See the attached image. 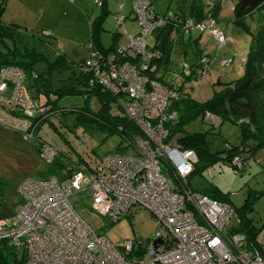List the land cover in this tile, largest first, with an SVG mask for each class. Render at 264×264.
Listing matches in <instances>:
<instances>
[{"label":"built area","instance_id":"2783aa9c","mask_svg":"<svg viewBox=\"0 0 264 264\" xmlns=\"http://www.w3.org/2000/svg\"><path fill=\"white\" fill-rule=\"evenodd\" d=\"M132 9L140 34L127 36L126 45L107 57L93 51L88 69L90 83L125 97V113L145 138L136 139L129 153L106 155L93 169L74 162L80 166H72L66 179L25 178L17 189L19 211L3 221L0 240L25 251L26 264H264L262 232L252 242L244 233L227 230L231 219L238 220L234 206L184 185L178 187L162 170L167 158L184 183L197 163L193 151L165 142V122L175 121L177 115L169 111V105L179 94L142 75L153 58L147 37L174 18L158 16L149 0H134ZM214 25L210 16L207 21L185 22L183 31L210 33L221 46L234 41L214 30ZM42 35L51 36L46 31ZM128 53L140 57L139 66L128 60ZM32 77L37 75L33 72ZM27 80L26 72L17 66L0 67V129L26 142L37 141L39 159L52 165L60 150L40 132L53 114L49 105L32 94ZM246 164L239 156L233 159L239 169ZM76 194L90 197L91 209L112 223L146 210L159 230L147 241L134 238L112 243L96 235L76 212L71 202ZM156 240L159 243L153 245Z\"/></svg>","mask_w":264,"mask_h":264},{"label":"rangeland","instance_id":"374dc122","mask_svg":"<svg viewBox=\"0 0 264 264\" xmlns=\"http://www.w3.org/2000/svg\"><path fill=\"white\" fill-rule=\"evenodd\" d=\"M98 1L100 0H0V13L2 12L0 20L1 23L6 25L15 23L21 26V38L15 40L16 46L22 49V52L26 47L28 49L34 47L43 55L46 54L51 61L59 54H64L69 62L79 64L83 60L89 59L92 53L90 22L100 13L101 7ZM172 1H178L181 4V0H156L155 3L153 1V6L156 9L165 11L166 6ZM218 2L219 0H214L212 3ZM221 2L222 18L234 17L232 2L229 0H222ZM120 4L126 5L124 12L119 11ZM110 8L112 13L105 23L106 30H102L100 33L101 45L105 49L111 46L112 36L117 32L120 33L118 23L113 21L112 17L114 15L127 17V14L132 12V0H111ZM263 15L264 6L250 15L249 20H247L249 29H253L257 33L258 23H261V30L264 31ZM127 22L139 26L136 21H133V17L128 19ZM212 28L214 30L219 29V25L212 26ZM220 28L224 30L223 26ZM233 29L235 30L233 40L237 42L234 45L231 44L233 41L221 46L210 33H203L204 35L207 34L206 36L212 40L205 51V54L208 55L205 59L208 62L199 66L198 71H203L200 75L194 77L196 79L190 80V82L193 81L190 84L191 86L194 82L197 85L187 89V93L199 102H206L211 99L215 85L219 88L217 85L219 82L228 83L244 76L243 59L248 55L254 32L238 26L233 27ZM44 31L50 33L51 36H43ZM201 34L198 31L194 32L192 38H197ZM120 36L123 38L122 34ZM125 45L124 42L121 46ZM220 47H223V49L221 50ZM191 55L192 53L183 58L180 53H173L163 75V80L167 84H171L176 89L183 85L185 77L192 73ZM222 55L229 58L221 61L220 57ZM230 60L233 61L232 64H226V61ZM185 65L187 68H185ZM36 70L41 74L46 68L43 63H40L36 65ZM68 76L67 73L54 72L51 80L52 87L55 89L60 88L62 81L66 80ZM73 99L74 101L71 99V103L68 98L61 101L64 107L70 106V108L63 111L65 114L59 110L56 111L41 130V137L55 145L59 150L80 154L84 157L89 154L92 157L102 158L110 153H120L118 151L120 139L117 135L107 136V133L99 130L96 124L79 122V113L74 111L83 107L84 98L74 97ZM91 108L94 109H92L94 112L99 109L95 102L92 103ZM50 113L49 111L48 114L50 115ZM214 124L216 125L215 132L208 135L212 152L225 151L228 145H240L241 130L238 125L230 121H226L221 125ZM210 127V123L202 125L196 122L189 129L199 130L204 128V130H208ZM36 143L37 141L26 142L18 135L0 131V226L8 215L13 216L19 211L21 199L17 189L26 177L31 176L39 179L42 174L53 166L59 167L58 172L60 174L55 176L61 177L63 180L69 176L68 169L71 170L74 165L80 166V164L74 163L65 156H62L60 161L55 160L52 165L43 163L37 152L33 151L35 145H37ZM259 153L261 154L260 160L252 158L249 160L250 162L248 161L249 166L247 167V163L242 169L236 167L237 170H234L228 164L218 162L205 170L203 176L192 179L191 185L200 188L202 192L205 189H218L223 195L229 196L235 206L244 205L246 198L253 200L245 214V220L249 222L252 229L261 231L264 234V151ZM187 183L185 181L183 185L187 186ZM255 196L257 197L254 200ZM71 202L76 212L90 229L96 235L106 237L112 243L134 238L147 241L154 238L159 230L157 221L146 210L140 211L133 217L123 218L117 223H112L91 209L93 200L87 195L76 194L71 198ZM240 225V220L233 218L230 220L227 230L235 232L240 228ZM262 240L264 241V236ZM22 251L15 250L14 252L20 254ZM2 256L5 257L7 263H13V256L7 253H3Z\"/></svg>","mask_w":264,"mask_h":264},{"label":"trees","instance_id":"16d2710c","mask_svg":"<svg viewBox=\"0 0 264 264\" xmlns=\"http://www.w3.org/2000/svg\"><path fill=\"white\" fill-rule=\"evenodd\" d=\"M233 1L235 3L233 14L237 21L236 23L245 30H249V27L245 25L244 19L254 11L262 8L264 6V0ZM100 2L101 8L106 7L104 0ZM195 2L198 4L199 0H195ZM197 4L192 5L186 13L171 14L174 19H169L165 26L154 31V33L149 36L150 38L147 37V39H149H146V44L148 50L153 54V58L147 63L148 68L145 70L146 72L142 71V75L155 79L165 87L179 92L178 99L172 101L169 105V111L175 112L177 115L175 121L165 122L164 127L168 131L165 142H173L181 151H193L195 153L197 163L193 171L185 178L184 182L187 181L188 183L187 186H184L190 190L202 192L200 188L198 189L191 185V180L203 176L204 171L208 168L214 166L218 162H223L234 170H237L236 166L233 165V159L235 157L239 156L248 161V159L251 158L250 156L264 151V32H260V34L253 39L252 48L248 53L244 65V76L232 82H220L217 84L219 88L215 85L213 97L211 99L206 102H199L189 93H184L183 88L185 85L187 88H192L197 85L196 82H194L192 86L190 85L193 82H190V80L196 79L194 77L201 73L199 72V74H197L195 69L198 70V67L203 64L202 62L200 64L203 56H200L201 54H199L200 52L197 50L196 52H192V54L195 53V57L192 56V73L188 77H185V81L179 89H176L171 84H167L163 80L164 72L172 59L175 42L177 38L184 33L183 24L187 21L202 22L208 16V14L206 15L201 12L203 2L200 1L201 5L194 7ZM218 7L219 5L215 3V14ZM162 15L164 14H158L160 17H167L170 14ZM21 32V26L16 24L6 25L1 23L0 20V67L17 66L23 69L28 76L27 86L32 94H34V92L37 94L40 92L50 97L49 99H42V101L50 106L53 115L58 110L65 114V112H63L65 109L57 106L58 101L63 97H80L84 98L83 107L75 109L74 111L79 113V122L94 123L99 130L106 132L107 136L117 135L120 139L118 144V151H121L120 153L126 151V153H129V151H132L131 149H134V142L136 139L145 138V134L135 121L131 120L125 113L123 107L125 97L123 95L110 93L94 81L90 83L92 73L88 69V63L91 61L92 57L79 64H74L69 62L64 54H59L51 61L46 54L43 55L34 47H30L31 49L26 47L22 52V49L16 46L17 38H21ZM194 32L197 31L191 33ZM99 33V27L94 24L92 28L94 51L99 52V54H102L104 57L115 54L121 46L118 48L111 46L103 50L98 44ZM128 60L135 66H139L141 63L140 57L132 53H128ZM40 63H43L46 68L41 74L36 70V65ZM33 72L37 75L36 79L33 77L31 78ZM54 72L69 74L68 78L62 81L64 84L57 89L53 88L51 85ZM70 82L71 84H69ZM37 94L34 95L37 96ZM51 95H55L57 98ZM94 99L99 105V109L96 112L91 108ZM207 113H210L213 117L209 118L206 115ZM49 120L50 119H48V121L45 120V123L47 124ZM226 121L235 123L240 127V145H228L225 151L212 152L208 142V135L213 134L212 132H215L214 129L216 130V125L214 123L221 125ZM196 122L202 125L210 123L211 127L208 130H204V128L190 130L189 128L191 125ZM0 131L4 130L0 129ZM5 132L11 133L8 131ZM62 152L64 153V151ZM66 155L65 157H67ZM87 158L90 162L84 163H86L90 169H93V167L99 163L96 157H92L89 154ZM70 159L75 161L74 158ZM56 160H62L61 154ZM164 161L162 163V170L165 174L169 176L170 180L176 186L180 187L183 185V179H180L176 175L175 170L168 163L167 158ZM76 162L84 164L82 161L76 160ZM58 166H60V164H58ZM58 168L52 166L51 169L41 175V178L60 174ZM202 193L213 199L234 206L241 224L240 228L235 230V232L246 234L249 241H256L261 231L252 229L249 222L245 220V214L247 210H249L253 200L246 198L244 205L235 206L229 196L223 195L218 189H205ZM256 197L257 196L254 197V200ZM15 250L16 249L9 244V241L0 240V264H9L5 257L2 256L3 253L13 256V263L11 264H26V252L22 251L20 254H15ZM10 251L12 253H8Z\"/></svg>","mask_w":264,"mask_h":264},{"label":"crops","instance_id":"0c3cea01","mask_svg":"<svg viewBox=\"0 0 264 264\" xmlns=\"http://www.w3.org/2000/svg\"><path fill=\"white\" fill-rule=\"evenodd\" d=\"M100 1H103V0H100ZM105 1V3H106V7H104V8H100L101 10H100V13H99V15L98 16H96L93 20H92V22H90L91 24H90V26H91V28H90V37H91V50H92V53H93V51H94V46H93V41H92V28L94 27V24H95V26H97V27H99V29H100V33H101V31L102 30H106L105 29V23H106V21H107V19L109 18V16H110V14L112 13V11H111V8H110V1L111 0H104ZM133 1L134 0H132V4H133ZM150 1V3H151V7H152V9L156 12V14H164V15H166V14H174V13H186L189 9H190V7L192 6V5H194V4H197L196 2H195V0H181V4L177 1V2H175V1H172V2H169V5L168 6H166V10L164 11V10H161V9H156L154 6H153V1H154V3H155V1L156 0H149ZM200 1L201 2H203V6H201V12L203 13V14H208V16H207V18L205 19V20H203V21H207L208 20V18L211 16V18L214 20V22H215V25H214V27L215 26H217V25H219V29H217V30H220V31H222L226 36H230V37H232L233 39H234V37H233V34L235 33V30L233 29V27H237L238 26V24L236 23L237 21L235 20V18L234 17H224V18H222L223 17V10H222V5H221V1L222 0H219V2L217 3L218 5H219V7H218V10H217V12H216V14H215V4H212L209 0H206V1H204V0H199V3L197 4V5H195L194 7H196V6H200L201 4H200ZM229 1H231L232 2V6H233V8L235 7V3L233 2V0H229ZM206 2V3H205ZM125 7H126V5L125 4H120V6L118 7V9H119V11L120 12H124V10H125ZM263 8V7H262ZM259 9H261V8H259ZM258 9V10H259ZM132 12L130 13V14H127V17H123V15H114L112 18H113V21H116L117 23H118V28H119V30H120V33H118L117 32V34H114L113 36H112V44H111V46L113 47H120L124 42L126 43V38H127V36H137V35H139L140 34V32H141V27H139V26H136L135 24H128V19H132V17H133V21L135 22H137V24H138V21H137V19H136V17H135V15H134V13H133V9L131 10ZM257 11V10H256ZM256 11H254V12H256ZM166 12H168V13H166ZM253 12V13H254ZM166 13V14H165ZM252 13V14H253ZM251 14V15H252ZM164 15H162V16H164ZM250 16V15H249ZM249 16L248 17H246L245 19H244V22H245V25L247 26V27H249V23H248V21L247 20H249ZM264 16V15H263ZM15 24V23H14ZM17 25V24H16ZM139 25V24H138ZM224 27V30L226 31H224V30H222L220 27ZM238 27H240V26H238ZM139 28V29H138ZM248 30V29H247ZM253 31L252 33H253V37H252V41H251V45H250V49H249V52H250V50H251V48H252V44H253V39H254V37H256L257 35H259L260 34V32H264L263 30H261V23H258V29H257V33H255V31L253 30V29H249L248 31ZM100 33H99V42H98V44H99V46H101L102 47V49L104 50L105 48L101 45V39H100ZM120 34H122L123 35V38H121V36H120ZM239 34V33H238ZM207 35V34H206ZM206 35H199L197 38H192V33L191 32H185L184 31V33L181 35V36H179L178 38H177V40H176V42H175V49H174V52L176 53V52H178V53H180L181 54V56H183V58L184 57H187L188 56V54H191L192 52H196V50L198 51V52H200L199 54H201L200 56H203V57H207L208 55H206L205 54V51H206V49H207V47L209 46V43H211V39L208 37V36H206ZM187 36H189V37H187ZM148 40V39H147ZM215 41H216V39H214ZM217 42V41H216ZM235 43H237L236 41H234L233 43H231V44H235ZM110 46V47H111ZM94 47V48H93ZM109 47V48H110ZM221 48V50L223 49V47H220ZM173 52V53H174ZM248 52V53H249ZM92 53H91V56H90V58L92 57ZM195 54V53H194ZM194 54H192L191 55V57L193 56V57H195L194 56ZM205 54V55H204ZM217 55V54H216ZM248 56V55H247ZM247 56L243 59V64L245 65V61H246V58H247ZM198 57V56H197ZM196 57V58H197ZM202 57V59H204ZM220 57V56H219ZM199 58V57H198ZM227 58H229V57H226L225 55H222V57H220V59H221V61L222 60H225V59H227ZM83 61H85V60H83ZM82 61V62H83ZM231 62H230V64H232V60H230ZM202 61H200V63H201ZM208 62V61H207ZM206 62V63H207ZM202 65H204V63L202 64ZM199 66V65H198ZM245 69V68H244ZM195 71L197 72V74H199V72H202L203 70H201V71H198V70H196L195 69ZM163 72V71H162ZM161 73V72H160ZM220 83V82H219ZM218 83V84H219ZM62 84H64V83H62ZM69 84H71V82L69 83ZM168 88V87H167ZM184 88V93H187V86L185 85V87H183ZM169 89V88H168ZM173 91H175V90H173ZM34 92V91H33ZM175 92H177V91H175ZM178 94H179V92H177ZM34 94H37V93H35L34 92ZM37 96L39 97V98H41V99H49L50 97H48L47 95H45V94H42V93H40V92H38V94H37ZM52 96V95H51ZM53 97V96H52ZM56 98H57V96H56ZM70 97H68V100H69V102L71 103L72 101H74V99H73V97H71V99H72V101H71V99H69ZM52 99V98H51ZM63 99H66V97H63L60 101H58V107H62V108H64V109H68V108H70V106H66V107H64L62 104H61V101L63 100ZM93 101V100H92ZM93 102H96L95 101V99H94V101ZM92 102V103H93ZM69 103V104H70ZM97 103V102H96ZM98 105V104H97ZM98 107H99V105H98ZM52 118V117H51ZM50 118V119H51ZM227 144V143H226ZM55 146V145H54ZM56 147V146H55ZM33 151L36 153L37 152V155H38V152H39V149H38V147L35 145V148L33 149ZM62 151H64V153H66V154H64ZM119 152H121V151H119ZM127 152V151H126ZM126 152H124V153H126ZM61 154V156H67L68 157V159H70V158H74V160L75 161H73V160H71V161H73V162H76V160L77 161H82V163H84V162H86V163H89L90 161H89V159H87V157H84V156H80V154H71L69 151H65V150H60V153H59V155ZM110 154H122V153H110ZM106 156V155H105ZM105 156H103V157H105ZM260 156H261V154L259 153V154H256V155H254V156H250L251 158H249L248 159V161L250 160V159H252V158H254V159H257V160H260ZM102 157V158H103ZM96 159V158H95ZM98 160H100L101 158H97ZM64 160H66V159H64ZM248 161H247V163H248ZM62 162H65V161H62ZM250 162V161H249ZM85 163V164H86ZM247 165V164H246ZM245 165V166H246ZM244 166V167H245ZM249 166V163H248V165H247V167ZM246 167V168H247ZM245 170V169H244ZM28 177H31V176H28ZM27 178V177H26ZM11 215H8L6 218H8V217H10ZM5 218V219H6ZM4 219V220H5ZM1 226H2V224H1ZM1 226H0V228H1ZM263 241V240H262ZM264 242V241H263Z\"/></svg>","mask_w":264,"mask_h":264},{"label":"bare ground","instance_id":"6f19581e","mask_svg":"<svg viewBox=\"0 0 264 264\" xmlns=\"http://www.w3.org/2000/svg\"><path fill=\"white\" fill-rule=\"evenodd\" d=\"M146 72V71H145ZM199 128V127H198ZM178 135V134H177ZM110 155H116V154H107V156H110ZM50 177H54V176H49V177H47V178H50ZM55 177H58V176H55ZM47 178H43V179H47ZM58 178H60V177H58Z\"/></svg>","mask_w":264,"mask_h":264},{"label":"water","instance_id":"95a60500","mask_svg":"<svg viewBox=\"0 0 264 264\" xmlns=\"http://www.w3.org/2000/svg\"><path fill=\"white\" fill-rule=\"evenodd\" d=\"M159 243V240H156L153 245H157Z\"/></svg>","mask_w":264,"mask_h":264}]
</instances>
